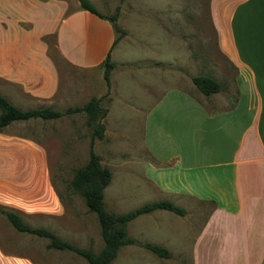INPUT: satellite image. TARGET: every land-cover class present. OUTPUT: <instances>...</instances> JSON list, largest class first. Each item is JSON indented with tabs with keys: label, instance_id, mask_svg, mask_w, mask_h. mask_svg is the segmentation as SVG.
Here are the masks:
<instances>
[{
	"label": "rangeland",
	"instance_id": "obj_1",
	"mask_svg": "<svg viewBox=\"0 0 264 264\" xmlns=\"http://www.w3.org/2000/svg\"><path fill=\"white\" fill-rule=\"evenodd\" d=\"M88 1L105 17L117 14L118 31L107 20L115 34L113 61H140L150 71L114 70L109 103L103 67L76 68L58 51L57 28L80 9L78 0H0V94L21 110L63 112L82 107L93 97L100 98V106L109 110L102 120L107 132L102 140L94 138L92 146L95 122L88 125L83 113L17 121L1 129L0 209L18 214L31 228L50 230L98 254L103 248L99 223L71 186L75 170L87 163L91 146L111 174L103 191L104 209L111 214L167 200L154 191L144 173L143 163L149 159L139 145L141 113L157 90L178 84L180 73L189 79L217 74L205 64L216 58L218 44L212 31L211 0ZM220 2L219 11L227 18L228 0ZM171 58V70L178 76L166 74L162 64ZM186 59L203 63L186 67ZM221 60L225 58L220 56ZM222 66L217 77L227 80L229 69ZM210 208L192 206L184 221L196 227ZM174 217L164 210L140 216L128 224L127 236L140 241L165 236ZM47 244L46 239L15 231L0 214V264H88L72 252L53 250ZM111 264H190V258L166 260L127 245Z\"/></svg>",
	"mask_w": 264,
	"mask_h": 264
},
{
	"label": "crops",
	"instance_id": "obj_2",
	"mask_svg": "<svg viewBox=\"0 0 264 264\" xmlns=\"http://www.w3.org/2000/svg\"><path fill=\"white\" fill-rule=\"evenodd\" d=\"M220 1L210 3L218 53L205 67L219 74L223 63L229 72L227 80L202 74L220 83V91L204 96L191 82L198 75L189 79L180 73L176 86L153 89L157 95L141 113L147 181L184 214L167 211L175 217L165 236L132 239L165 248L166 260L188 256L190 264H264V0H228L227 18ZM114 41L106 19L81 9L65 17L56 33L58 51L76 68L100 69L109 55V103L114 70L150 71L140 61H113ZM162 64L166 74L178 76L172 58ZM203 205L211 206L204 221L190 227L186 212Z\"/></svg>",
	"mask_w": 264,
	"mask_h": 264
},
{
	"label": "trees",
	"instance_id": "obj_3",
	"mask_svg": "<svg viewBox=\"0 0 264 264\" xmlns=\"http://www.w3.org/2000/svg\"><path fill=\"white\" fill-rule=\"evenodd\" d=\"M78 2L81 10L110 21L114 31L119 30L115 25L117 14L112 17H105L100 14L88 0H78ZM102 67L103 80L107 86V95L109 89V75L113 68L109 55L105 58ZM191 82L204 96H209L220 91V83L209 76H194L191 78ZM100 101V98L93 97L82 107L68 108L63 112L51 108L21 110L0 94V130L17 121H27L30 119L53 120L64 115L83 113L86 116L88 125L91 126L95 122L91 137L92 146L94 138L102 140L104 137L105 126L102 120L106 117L107 109L100 106ZM91 146L88 161L84 166L75 170L71 180V186L83 197L88 211L96 215L100 227L101 239L103 241V248L98 254H94L89 250L79 248L70 242L62 240L50 230L31 228L14 212L0 209V214L5 216L15 231L46 239L48 248L57 251L72 252L82 257L88 264H111L122 246L134 244L150 251L159 258H170V253L165 248L151 243L141 244L128 237L126 226L138 216L149 214L156 210L169 211L179 216H182L184 211L167 200H161L143 204L138 208L122 214L108 213L104 209L103 191L110 183L111 174L107 168L101 166L100 158L93 152Z\"/></svg>",
	"mask_w": 264,
	"mask_h": 264
}]
</instances>
